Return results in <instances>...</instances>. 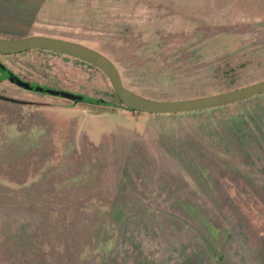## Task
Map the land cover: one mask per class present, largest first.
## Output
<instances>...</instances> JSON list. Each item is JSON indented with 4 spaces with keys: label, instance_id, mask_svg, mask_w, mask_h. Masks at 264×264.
<instances>
[{
    "label": "rangeland",
    "instance_id": "rangeland-1",
    "mask_svg": "<svg viewBox=\"0 0 264 264\" xmlns=\"http://www.w3.org/2000/svg\"><path fill=\"white\" fill-rule=\"evenodd\" d=\"M26 3L19 26L29 35L94 48L146 98L264 78V0ZM0 63L103 103L27 90L0 73V264H264V91L134 112L75 56L33 49Z\"/></svg>",
    "mask_w": 264,
    "mask_h": 264
},
{
    "label": "water",
    "instance_id": "water-1",
    "mask_svg": "<svg viewBox=\"0 0 264 264\" xmlns=\"http://www.w3.org/2000/svg\"><path fill=\"white\" fill-rule=\"evenodd\" d=\"M33 48H43L58 50L69 53L83 60L93 63L108 77L113 91L123 104L132 110H141L149 113H173L185 112L190 110H201L209 107H217L229 102H235L248 96H253L264 91V78L245 86L230 89L220 93H212L204 96H195L191 98H178L171 100L150 99L135 93L129 87L125 86L120 72L115 64L108 57L94 48L78 41L63 39L56 36H46L43 34H34L17 38L0 37V52L16 53L27 51ZM8 77L17 81V79L8 74Z\"/></svg>",
    "mask_w": 264,
    "mask_h": 264
},
{
    "label": "trees",
    "instance_id": "trees-1",
    "mask_svg": "<svg viewBox=\"0 0 264 264\" xmlns=\"http://www.w3.org/2000/svg\"><path fill=\"white\" fill-rule=\"evenodd\" d=\"M26 1L27 0H0V37L17 38V37L29 35L28 32H26V30L22 29L19 26V24L23 23L24 20L29 18V15H30L28 13V11L31 10V8L27 5ZM33 49H43V48H33ZM33 49H29V50H33ZM29 50H27V51H29ZM43 50L60 52L58 50H50V49H43ZM16 53H18V52H16ZM60 53L75 56V55H72L69 53H64V52H60ZM0 54H4V53L0 52ZM8 54H11V53H8ZM75 57H77V56H75ZM91 64H93V63H91ZM0 73L2 74L3 77H6L10 81H13V80H11L8 77V74L13 75L17 79V81H13V82L16 83L17 85L23 86L27 90L38 91V92H41V94L55 95V96H59V98L74 100L78 104H83L85 106H89V108L95 107V105H97V104H103L100 101H98L97 99L85 96V95L80 94V93H76V92L68 90V89H64V88L59 89V88H55V87H51V86H42V85H37L35 83H29L28 81H25L23 78H20L19 76H17L13 72L9 71L7 69V67H5L1 63H0ZM119 101L122 102L120 99H119ZM126 107L128 108V106H126ZM128 110L134 111V112H145V111H141V110H132L129 108H128ZM145 113H149V112H145ZM107 142H109V141H107ZM131 160H132V158H131Z\"/></svg>",
    "mask_w": 264,
    "mask_h": 264
}]
</instances>
